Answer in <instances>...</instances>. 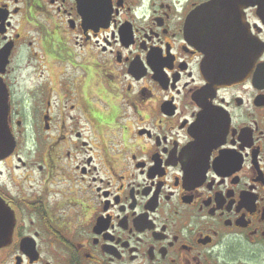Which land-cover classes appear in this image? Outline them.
Masks as SVG:
<instances>
[{
	"label": "flooded vegetation",
	"instance_id": "obj_1",
	"mask_svg": "<svg viewBox=\"0 0 264 264\" xmlns=\"http://www.w3.org/2000/svg\"><path fill=\"white\" fill-rule=\"evenodd\" d=\"M0 105V264H264V0H0Z\"/></svg>",
	"mask_w": 264,
	"mask_h": 264
},
{
	"label": "water",
	"instance_id": "obj_2",
	"mask_svg": "<svg viewBox=\"0 0 264 264\" xmlns=\"http://www.w3.org/2000/svg\"><path fill=\"white\" fill-rule=\"evenodd\" d=\"M3 108H5V106L0 105V139L2 138L3 141L5 140L4 144L2 146L0 145V156L10 154L16 146V141L12 132L6 127V117L1 113ZM12 231L13 222L9 218V211L0 200V247L9 242L12 236Z\"/></svg>",
	"mask_w": 264,
	"mask_h": 264
},
{
	"label": "rangeland",
	"instance_id": "obj_3",
	"mask_svg": "<svg viewBox=\"0 0 264 264\" xmlns=\"http://www.w3.org/2000/svg\"><path fill=\"white\" fill-rule=\"evenodd\" d=\"M22 74H24V75H28L29 73L26 72V71H22Z\"/></svg>",
	"mask_w": 264,
	"mask_h": 264
}]
</instances>
